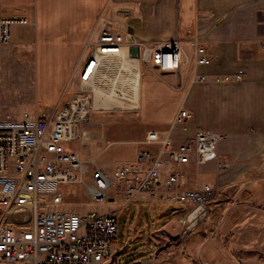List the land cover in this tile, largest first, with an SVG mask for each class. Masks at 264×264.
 Here are the masks:
<instances>
[{"label":"crops","instance_id":"1","mask_svg":"<svg viewBox=\"0 0 264 264\" xmlns=\"http://www.w3.org/2000/svg\"><path fill=\"white\" fill-rule=\"evenodd\" d=\"M0 3L6 16H25L30 20L27 25L14 27L13 41H29L35 35L39 49L49 52L43 55L42 65L69 66V60L78 59L87 41L96 36L101 17L108 19L128 40L132 37L181 40L187 63L180 71L159 70L155 74L147 70L143 79L140 74L138 106L120 112L93 109L81 123L79 140L70 148L85 158L96 159L99 166L111 168L116 163L135 160L137 152L148 147L144 138L150 130L168 132L178 139L194 136L197 126L226 134L218 143L217 158L193 170L200 185L220 186L228 200L237 202L243 227L240 241L244 239L246 245L250 244L248 236L252 230L253 240L262 241L264 0H0ZM192 37L204 43L211 63L196 64L190 44ZM238 71L243 74L240 80L222 77ZM41 74L45 83L37 92V102L56 104L61 93V88L55 85L57 78L45 71ZM198 74L208 78L201 81L195 78ZM34 105L39 104L34 100L31 107ZM181 109L190 110L191 118L184 124H173ZM221 163L225 165L221 167ZM122 198L117 196L118 200L105 210H118L120 203H127ZM62 207L80 212L66 203Z\"/></svg>","mask_w":264,"mask_h":264},{"label":"built area","instance_id":"2","mask_svg":"<svg viewBox=\"0 0 264 264\" xmlns=\"http://www.w3.org/2000/svg\"><path fill=\"white\" fill-rule=\"evenodd\" d=\"M101 20L78 61L80 92L68 104L37 106L15 118L0 117V264L115 263L118 211L63 208L61 185L66 183L84 184L96 203H111L121 195L126 202L183 204L184 234L210 212L215 189L209 183L200 185L193 168L217 158L218 143L226 134L197 126L194 136L178 139L150 130L144 138L148 147L140 149L135 160L111 168L99 166L96 159L85 158L68 146L80 138L79 124L94 109L95 82L107 61L127 55L141 64L174 72L187 63L181 40H128L108 19ZM29 23L25 16L3 14L0 3V43H11L14 27ZM190 44L196 64L211 63L200 38L192 37ZM131 46L140 48L138 58L131 55ZM222 77L240 80L243 74L238 71ZM195 78L203 81L208 76ZM191 116L190 110L181 109L173 124H184Z\"/></svg>","mask_w":264,"mask_h":264},{"label":"rangeland","instance_id":"3","mask_svg":"<svg viewBox=\"0 0 264 264\" xmlns=\"http://www.w3.org/2000/svg\"><path fill=\"white\" fill-rule=\"evenodd\" d=\"M35 38L33 35L29 41L0 43V117L10 115L15 118L23 110H34L38 108L35 105L31 107L34 100L40 107H61L80 92L77 74L80 55L78 59L69 60L67 54H64V62L69 60V66L42 65L43 55L49 52L41 51ZM140 67L142 79L147 70L160 73L155 67L141 62ZM41 71L57 78L55 85L61 88V93L56 104L37 102V92L45 83ZM110 84L106 85L107 88H110ZM124 110L111 109V112ZM80 129L81 123V133ZM78 140L68 146L72 147ZM220 165L223 167L222 163ZM213 188L215 197L208 216L188 234L183 233L180 222L185 211L183 204L120 203L122 205L117 206L118 236L114 240L113 249L117 248L121 252L115 253L113 250L116 260L114 264H264V234L262 241L258 242V238L253 240L252 230L248 236L250 244L246 245L247 240L244 239L240 241L243 227L240 211L236 210L237 202L228 200L222 187ZM61 191L64 203L80 212L90 208L105 210L110 207V203L92 202L86 186L81 183L62 184ZM122 200L125 201L124 198ZM151 258L154 261H147Z\"/></svg>","mask_w":264,"mask_h":264},{"label":"bare ground","instance_id":"4","mask_svg":"<svg viewBox=\"0 0 264 264\" xmlns=\"http://www.w3.org/2000/svg\"><path fill=\"white\" fill-rule=\"evenodd\" d=\"M140 74L138 59L123 55L107 61L106 69L97 78L98 83L95 82L92 101L94 109H127L138 106ZM109 83L114 84L107 88Z\"/></svg>","mask_w":264,"mask_h":264},{"label":"water","instance_id":"5","mask_svg":"<svg viewBox=\"0 0 264 264\" xmlns=\"http://www.w3.org/2000/svg\"><path fill=\"white\" fill-rule=\"evenodd\" d=\"M130 53L133 57L138 58L140 56V48L138 46H131Z\"/></svg>","mask_w":264,"mask_h":264}]
</instances>
